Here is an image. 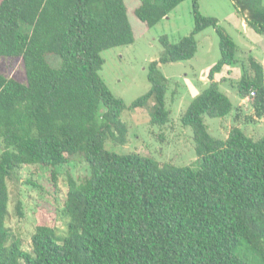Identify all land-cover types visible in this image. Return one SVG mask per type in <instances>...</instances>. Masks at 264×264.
Here are the masks:
<instances>
[{
  "label": "trees",
  "instance_id": "trees-1",
  "mask_svg": "<svg viewBox=\"0 0 264 264\" xmlns=\"http://www.w3.org/2000/svg\"><path fill=\"white\" fill-rule=\"evenodd\" d=\"M183 1L140 0L134 13L151 28ZM190 1L193 31L176 43L159 39L150 88L129 110L145 109L151 125L168 124L170 81L159 66L191 60L196 35L212 28L220 58L209 86L181 117L193 133L197 169L106 148L108 140L127 143L120 120L126 105L99 75L102 52L134 43L125 0H0V59L21 60L25 73L21 82L0 72V264H249L236 253L242 243L264 264V137L236 126L223 140L210 135L204 118L233 110L214 75L237 63V46L217 19L199 13V0ZM232 1L246 26L264 36V0ZM249 64L252 73L238 93L253 92L260 119L264 68L252 58ZM75 158L89 175L79 181L69 175L62 210H38L25 248L7 227L8 183L19 184L25 166L51 168L55 177L54 169ZM62 218L61 229L54 222Z\"/></svg>",
  "mask_w": 264,
  "mask_h": 264
},
{
  "label": "rangeland",
  "instance_id": "rangeland-1",
  "mask_svg": "<svg viewBox=\"0 0 264 264\" xmlns=\"http://www.w3.org/2000/svg\"><path fill=\"white\" fill-rule=\"evenodd\" d=\"M125 2L134 43L102 52L104 63L99 75L110 92L126 105L120 120L128 128L127 143L118 145L108 140L106 148L121 154L135 152L160 164L177 168L189 166L197 169L201 159L196 154L192 130L181 123V117L193 99L210 84V70L220 58L218 37L212 28H208L196 35L197 52L191 60L159 66L161 73L170 81L165 96V108L170 111V122L164 126L151 125L145 109L129 110V107L150 88L147 80L148 66L160 56L162 46L159 39L166 36L170 43H176L193 31L192 3L190 0L183 1L166 18L148 28L134 13L140 0ZM199 13L217 19L237 46V63L223 67L214 75V81L218 83L220 92L231 101L233 110L224 118H204L210 135L223 140L229 129L236 126L253 139L264 137V117H255L251 106L252 96L242 98L238 93V84L243 76L252 73L250 58L264 68V36L246 26L244 15L232 0H199ZM49 61L57 65L55 58ZM0 72L18 81H25L23 64L19 59H0ZM237 108L241 110L237 111ZM54 171L55 177L51 168L25 166L20 172L19 184L8 183L7 227L21 238L25 248L29 246L30 236L34 232L38 210H62L69 175L77 181L89 175L87 164L79 158ZM26 181L32 184L27 185ZM17 205L20 206L21 215L18 214ZM54 224L62 229L64 219ZM236 253L247 259L249 264H257L246 243H242Z\"/></svg>",
  "mask_w": 264,
  "mask_h": 264
},
{
  "label": "built area",
  "instance_id": "built-area-1",
  "mask_svg": "<svg viewBox=\"0 0 264 264\" xmlns=\"http://www.w3.org/2000/svg\"><path fill=\"white\" fill-rule=\"evenodd\" d=\"M250 96H253V92H251V95Z\"/></svg>",
  "mask_w": 264,
  "mask_h": 264
},
{
  "label": "crops",
  "instance_id": "crops-1",
  "mask_svg": "<svg viewBox=\"0 0 264 264\" xmlns=\"http://www.w3.org/2000/svg\"><path fill=\"white\" fill-rule=\"evenodd\" d=\"M244 100H245V99L242 100V104H243Z\"/></svg>",
  "mask_w": 264,
  "mask_h": 264
}]
</instances>
